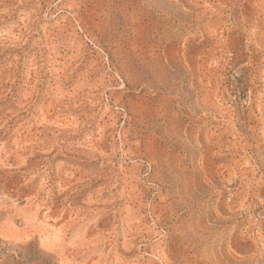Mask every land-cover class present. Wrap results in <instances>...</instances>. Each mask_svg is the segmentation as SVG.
<instances>
[{"label":"rangeland","instance_id":"obj_1","mask_svg":"<svg viewBox=\"0 0 264 264\" xmlns=\"http://www.w3.org/2000/svg\"><path fill=\"white\" fill-rule=\"evenodd\" d=\"M0 235V264H264V0H0Z\"/></svg>","mask_w":264,"mask_h":264},{"label":"bare ground","instance_id":"obj_2","mask_svg":"<svg viewBox=\"0 0 264 264\" xmlns=\"http://www.w3.org/2000/svg\"><path fill=\"white\" fill-rule=\"evenodd\" d=\"M14 228V227H13ZM4 230V229H3ZM39 230V229H38ZM5 233V232H4ZM7 234V233H6ZM14 235V234H13ZM1 236V235H0ZM9 238V237H8Z\"/></svg>","mask_w":264,"mask_h":264}]
</instances>
